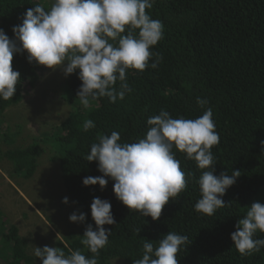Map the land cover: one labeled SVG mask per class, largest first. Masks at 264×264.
I'll return each mask as SVG.
<instances>
[{"label": "trees", "instance_id": "trees-1", "mask_svg": "<svg viewBox=\"0 0 264 264\" xmlns=\"http://www.w3.org/2000/svg\"><path fill=\"white\" fill-rule=\"evenodd\" d=\"M51 2L0 0V29L14 39L12 28L22 24L25 12L38 4L47 10ZM146 12L164 26L163 38L151 49L162 57L158 66L143 72L128 69L127 82L132 91L123 100L112 103L101 97L90 101L87 108L76 97L82 83L79 70L67 75L62 88L69 107L67 117L51 132L43 133V139L34 138L25 148L4 153L13 165L10 175L33 177L37 158L43 152L40 143L49 147L62 183L58 186L62 196L54 205L57 224L67 227L63 235L66 246L59 245L66 255L75 250L87 258L94 255L81 240L87 225L96 228L90 204L98 197L110 202L115 224L103 226L111 233L96 257L97 264H132L142 258L145 239L155 247L168 232L188 237V245L177 254L178 264H264V247L241 255L230 239L248 206L264 204V0H155ZM26 57V52L13 55L12 68L20 75L12 99L0 98V125L5 112L16 109L22 101L24 86L34 87L39 79L42 66L29 63ZM197 97L208 104L200 107ZM207 107L213 110L219 134V143L211 148L213 174L241 172L222 197L226 205L213 215L195 210L201 198L198 180L204 170L175 147L173 153L186 173L187 187L169 199L155 221L124 206L115 197L110 178L105 177L108 183L103 189L82 185L83 178L102 175L97 162L86 159L100 136L116 131L121 143L137 142L151 127L147 119L162 109L172 118L195 119ZM89 119L95 127L84 131L83 124ZM9 131L8 126L3 137L12 143L15 133L10 136ZM64 197L67 203L62 202ZM73 212L84 213L85 221L70 222ZM4 216L0 210V264H41L40 258L28 250L31 238L19 235L18 227L10 225ZM254 239H264V232L257 231Z\"/></svg>", "mask_w": 264, "mask_h": 264}, {"label": "clouds", "instance_id": "clouds-1", "mask_svg": "<svg viewBox=\"0 0 264 264\" xmlns=\"http://www.w3.org/2000/svg\"><path fill=\"white\" fill-rule=\"evenodd\" d=\"M154 2L52 0L47 10L41 4L28 9L22 24L12 28L14 39L0 29V98L9 100L15 94L20 74L12 68L13 55L26 52L29 63L49 69L62 67L65 76L79 70L82 83L76 97L85 108L101 97L112 103L123 100L132 91L127 70L154 69L162 59L151 50L163 38L164 30L163 23L146 12ZM153 57L154 62L149 64ZM196 102L202 108L208 104L200 97ZM212 116L211 107L195 119L172 118L162 109L147 119L151 127L137 142L121 143L116 131L110 136H100L99 142L91 145L86 159L96 161L102 175L85 177L82 185H99L103 189L108 183L105 177L110 178L114 181L113 193L124 206L155 221L169 199L187 187L186 173L173 153L175 147L204 170L198 180L201 198L195 210L213 215L226 205L222 197L241 172L213 174L211 148L219 143V134ZM94 127L91 119L83 124L84 131ZM62 202L67 203L68 198L64 197ZM90 214L96 228L87 225L81 243L94 255L87 258L80 250L66 255L59 247L34 246V256L40 258L41 264H97L96 257L108 244L111 233L103 226L113 225L115 220L110 202L98 197L90 204ZM85 218L84 213L73 212L69 221L82 223ZM235 227L230 239L238 252L241 255L259 252L264 239H254V235L257 231L264 232V204L254 202L248 206L246 215ZM188 243L187 236L174 232L164 235L155 247L145 239L142 258L132 264H178L177 254Z\"/></svg>", "mask_w": 264, "mask_h": 264}, {"label": "rangeland", "instance_id": "rangeland-1", "mask_svg": "<svg viewBox=\"0 0 264 264\" xmlns=\"http://www.w3.org/2000/svg\"><path fill=\"white\" fill-rule=\"evenodd\" d=\"M38 76L34 87L24 86L22 101L16 109L5 112L0 125V210L10 225L18 227L19 235L31 238L30 253H34V246H65L63 235L67 233L65 224H57L59 217L54 203L60 201L62 190L58 186L62 183L57 178L56 163L51 162L49 147L40 143L43 152L37 158L36 172L29 179L12 177L13 165L4 156L7 150L29 146L34 138L43 139V133L51 132L67 117L69 107L62 91L67 76L63 68L42 66ZM8 126L9 135L15 133L12 143L6 142L3 137Z\"/></svg>", "mask_w": 264, "mask_h": 264}]
</instances>
